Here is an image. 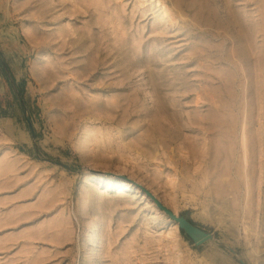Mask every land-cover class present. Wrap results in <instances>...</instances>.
Here are the masks:
<instances>
[{"label": "rangeland", "instance_id": "374dc122", "mask_svg": "<svg viewBox=\"0 0 264 264\" xmlns=\"http://www.w3.org/2000/svg\"><path fill=\"white\" fill-rule=\"evenodd\" d=\"M0 264H264V0H0Z\"/></svg>", "mask_w": 264, "mask_h": 264}, {"label": "water", "instance_id": "95a60500", "mask_svg": "<svg viewBox=\"0 0 264 264\" xmlns=\"http://www.w3.org/2000/svg\"><path fill=\"white\" fill-rule=\"evenodd\" d=\"M141 189L152 200L157 208L163 211L170 218V220L175 222L180 230L184 231V233L194 242L195 245H200L208 240H211V234L204 232L184 217L175 214L146 188L141 187ZM232 252L235 253L233 250ZM240 262H242V260H240Z\"/></svg>", "mask_w": 264, "mask_h": 264}, {"label": "bare ground", "instance_id": "6f19581e", "mask_svg": "<svg viewBox=\"0 0 264 264\" xmlns=\"http://www.w3.org/2000/svg\"><path fill=\"white\" fill-rule=\"evenodd\" d=\"M243 146V145H242ZM7 170V169H6ZM123 185H126L124 182H121ZM205 232V231H204ZM207 233V232H206Z\"/></svg>", "mask_w": 264, "mask_h": 264}]
</instances>
